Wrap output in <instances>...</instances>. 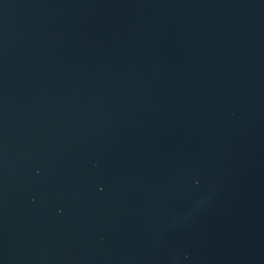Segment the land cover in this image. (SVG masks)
I'll return each mask as SVG.
<instances>
[{"label": "water", "instance_id": "95a60500", "mask_svg": "<svg viewBox=\"0 0 264 264\" xmlns=\"http://www.w3.org/2000/svg\"><path fill=\"white\" fill-rule=\"evenodd\" d=\"M0 264H264V0H0Z\"/></svg>", "mask_w": 264, "mask_h": 264}]
</instances>
